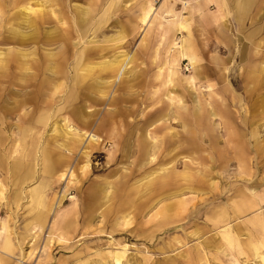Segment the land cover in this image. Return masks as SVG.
<instances>
[{
    "label": "rangeland",
    "instance_id": "374dc122",
    "mask_svg": "<svg viewBox=\"0 0 264 264\" xmlns=\"http://www.w3.org/2000/svg\"><path fill=\"white\" fill-rule=\"evenodd\" d=\"M0 61V264H264V0H0Z\"/></svg>",
    "mask_w": 264,
    "mask_h": 264
},
{
    "label": "crops",
    "instance_id": "0c3cea01",
    "mask_svg": "<svg viewBox=\"0 0 264 264\" xmlns=\"http://www.w3.org/2000/svg\"><path fill=\"white\" fill-rule=\"evenodd\" d=\"M100 124V123H99ZM98 124V125H99ZM19 158V157H18ZM47 158V157H46ZM61 159H66V158H64V157H61ZM67 160V159H66ZM33 161L34 160H32V161H30V160H27V159H25V158H23V157H21V158H19V159H17L16 158V163H15V165H14V167H15V172H12V174H11V176L12 177H15L16 178V181H17V183H15L14 184V186L15 187H18L19 189V191H18V193L20 192L21 193V189H22V186L25 184V183H27L28 181H30L31 179H34L36 176H35V174L36 173H34V171L32 170V168H33ZM48 161V160H47ZM52 161V160H51ZM50 161V162H51ZM59 161H60V159H59ZM58 161V162H59ZM62 161H64V160H62ZM13 162V161H12ZM4 163H8V162H6L5 161V159H4ZM67 163H68V160H67ZM67 163H63L62 164V166L58 169V170H56V172H53V173H47L46 172V169H44V172H45V174H47V175H49V176H54V175H56V173L59 171V170H61V171H63V169H64V167H65V165H67ZM46 165H47V163H46ZM12 167H13V165H12ZM24 167H26V168H24ZM25 169L26 170H29L28 172H26L25 173ZM24 171V172H23ZM30 175V176H29ZM46 175V176H47ZM28 176V177H27ZM42 192V190L40 189V188H33V189H31L30 190V194H33V193H35L34 195H35V197L34 198H36V200H38L39 199V194L40 193H38V192ZM39 202H41V198L38 200ZM38 205H40V204H38L37 203V205L35 206L36 208L38 207Z\"/></svg>",
    "mask_w": 264,
    "mask_h": 264
},
{
    "label": "bare ground",
    "instance_id": "6f19581e",
    "mask_svg": "<svg viewBox=\"0 0 264 264\" xmlns=\"http://www.w3.org/2000/svg\"><path fill=\"white\" fill-rule=\"evenodd\" d=\"M243 8V7H242ZM243 10V9H242ZM244 17V16H243ZM82 23H84V20L82 21ZM33 37L31 36V35H21V37H20V39H18L20 42H24L26 39L28 40V39H32ZM1 62L2 61H0V66H1ZM159 101H160V99H159ZM175 104V103H174ZM171 110V109H170ZM172 111V110H171ZM175 112V111H174ZM186 111H184L183 113H180V114H176V116L174 115V118H175V120H179V121H181L182 120V122H183V124H184V126H186L187 128H188V130L189 129H191V127L188 125V124H193V121H192V119H187V122L185 121V117H186V113H185ZM185 113V114H184ZM162 115V114H161ZM160 115V116H161ZM189 116V115H188ZM154 117H156V116H154ZM189 118V117H188ZM156 119H159V118H157L156 117ZM173 119V118H172ZM160 120V119H159ZM163 120V119H162ZM147 121V120H146ZM146 121H144V125H146ZM158 121V120H157ZM159 123V122H158ZM143 124V123H142ZM157 124V123H156ZM154 125V124H153ZM147 130V129H146ZM174 134L172 133L170 136H171V140H172V136H173ZM142 136H143V138H142ZM97 138L96 137V135H93L91 138ZM139 138H141V140L142 141H145L146 142V140H148V137H147V135H144V134H140V137ZM139 138L137 137V140H139ZM98 139V138H97ZM96 139V140H97ZM140 140V141H141ZM141 144V143H140ZM148 145H150V144H148ZM155 145V144H154ZM147 144H143V146H142V149L140 148V156H144V155H146L147 153H148V150H146L147 148ZM16 148V147H15ZM191 148V147H190ZM37 149V148H36ZM239 149V148H238ZM17 150V149H16ZM16 150H14L15 152H16ZM18 151V150H17ZM37 152V151H36ZM153 152H154V150H153ZM178 154V153H177ZM40 156V155H39ZM5 158V157H4ZM60 158V157H59ZM138 158H140V157H138ZM7 160V159H6ZM47 160L48 161H45V163H47V165L45 166V169H46V172L47 173H53V172H56V170H58L61 166H62V164L64 163H67V161H66V159H61L60 158V161L58 162L57 160H53L49 155H47ZM52 160V161H51ZM62 160H64V161H62ZM36 161V160H35ZM51 161V162H50ZM36 163V162H35ZM24 168H26V167H24ZM24 172V171H23ZM30 176V175H29ZM28 177V176H27ZM184 178H185V180L188 178L187 176H184ZM167 185V184H166ZM41 186H43V184H41ZM163 187V186H162ZM45 188V187H44ZM23 189V188H22ZM42 190V189H41ZM22 191V190H21ZM178 192H181V191H178ZM177 192V193H178ZM38 193H42L41 191L40 192H38ZM33 195H34V193H33ZM103 196H104V194H103ZM40 197H41V195H40ZM43 197V196H42ZM106 197H108V195L106 194ZM39 200V199H38ZM42 201V200H41ZM37 202V201H36ZM41 204V203H40ZM40 207V206H39ZM44 207V206H43ZM42 207V208H43ZM42 210V209H41ZM119 258V257H118Z\"/></svg>",
    "mask_w": 264,
    "mask_h": 264
}]
</instances>
